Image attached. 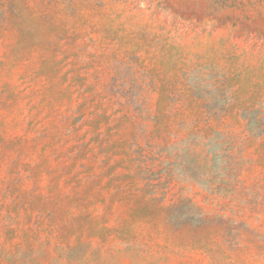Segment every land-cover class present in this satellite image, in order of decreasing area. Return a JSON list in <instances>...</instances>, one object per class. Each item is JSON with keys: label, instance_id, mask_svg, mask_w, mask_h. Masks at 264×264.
<instances>
[{"label": "rangeland", "instance_id": "rangeland-1", "mask_svg": "<svg viewBox=\"0 0 264 264\" xmlns=\"http://www.w3.org/2000/svg\"><path fill=\"white\" fill-rule=\"evenodd\" d=\"M0 264H264V0H0Z\"/></svg>", "mask_w": 264, "mask_h": 264}]
</instances>
